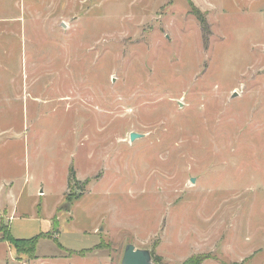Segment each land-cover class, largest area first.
Returning <instances> with one entry per match:
<instances>
[{"label":"rangeland","instance_id":"1","mask_svg":"<svg viewBox=\"0 0 264 264\" xmlns=\"http://www.w3.org/2000/svg\"><path fill=\"white\" fill-rule=\"evenodd\" d=\"M0 215V264H264V0H0Z\"/></svg>","mask_w":264,"mask_h":264},{"label":"trees","instance_id":"2","mask_svg":"<svg viewBox=\"0 0 264 264\" xmlns=\"http://www.w3.org/2000/svg\"><path fill=\"white\" fill-rule=\"evenodd\" d=\"M195 13H196L195 15L197 16L201 24V27L203 28L204 40L205 42H207L209 37L211 36V30L208 25L207 19L204 16V14L198 9H196ZM77 182L78 181L76 180L75 171L73 169L70 175L69 183L70 185H73V184H76ZM5 229H6V225L2 223L0 226V233L4 232ZM8 230H9L8 235L5 238L0 239V243L8 242L10 245H12L16 249L18 256L26 255L30 257L32 260H36L38 241L46 237L42 235V236H38L35 239H31V240H24V239L17 240L12 236L10 227L8 228ZM152 256L154 258L155 264H163V258L161 256H156L154 251H152ZM210 258H211L210 256H205V255L194 256L190 258L185 264H203L204 261Z\"/></svg>","mask_w":264,"mask_h":264},{"label":"water","instance_id":"3","mask_svg":"<svg viewBox=\"0 0 264 264\" xmlns=\"http://www.w3.org/2000/svg\"><path fill=\"white\" fill-rule=\"evenodd\" d=\"M143 137V135L132 133L131 141L134 142ZM123 257V264H155L151 250L137 249L135 245H128Z\"/></svg>","mask_w":264,"mask_h":264},{"label":"crops","instance_id":"4","mask_svg":"<svg viewBox=\"0 0 264 264\" xmlns=\"http://www.w3.org/2000/svg\"><path fill=\"white\" fill-rule=\"evenodd\" d=\"M41 194H43L42 191H41ZM12 214H13V213H12ZM8 216H9V215H8ZM0 218H1V221H0V222H2V217H1V215H0ZM0 225H1V224H0ZM16 253H17V252H16Z\"/></svg>","mask_w":264,"mask_h":264}]
</instances>
